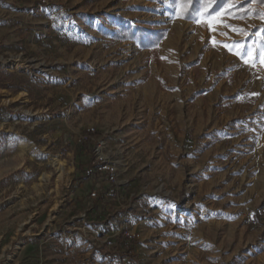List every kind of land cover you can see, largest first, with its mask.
<instances>
[{
    "label": "rangeland",
    "instance_id": "374dc122",
    "mask_svg": "<svg viewBox=\"0 0 264 264\" xmlns=\"http://www.w3.org/2000/svg\"><path fill=\"white\" fill-rule=\"evenodd\" d=\"M242 1L210 29L171 0H0V264H264V3Z\"/></svg>",
    "mask_w": 264,
    "mask_h": 264
},
{
    "label": "trees",
    "instance_id": "16d2710c",
    "mask_svg": "<svg viewBox=\"0 0 264 264\" xmlns=\"http://www.w3.org/2000/svg\"><path fill=\"white\" fill-rule=\"evenodd\" d=\"M234 0H211V5L208 9V12H215L227 5L228 3L232 2ZM252 1H258L259 4H263L264 0H243L242 2L236 4L234 8L227 9L228 12H232L234 16L237 17H247L250 13V7L249 3ZM171 2L174 5H177L178 3H181V0H171ZM205 2V0H192V3L190 5V8L183 12V14L178 15V10L176 11L175 15L176 17L183 18L186 20H192L196 17L195 13L201 9V5ZM114 36L117 38H133L136 39L144 48H150L155 47L158 45V43L162 40V38L165 36L164 30H153L151 32L146 31L144 28H137L136 31H133L130 27L122 26L119 31H116L114 33ZM0 73H4L3 70L0 69ZM85 134L89 137L91 135H96L98 132L93 130H85ZM120 244L124 245L125 252L120 254L119 256L121 258L125 256H130L132 251V246L134 244V241L132 239H129L127 236L122 235L120 237ZM116 255H118L116 253Z\"/></svg>",
    "mask_w": 264,
    "mask_h": 264
},
{
    "label": "snow or ice",
    "instance_id": "6c2138e0",
    "mask_svg": "<svg viewBox=\"0 0 264 264\" xmlns=\"http://www.w3.org/2000/svg\"><path fill=\"white\" fill-rule=\"evenodd\" d=\"M192 3V0H181V3H178L176 5L178 9V15L183 14V12L187 11L190 8V5ZM211 5V0H205V2L201 5V9L198 10L195 15L197 18V22H200V17L205 16L206 21L210 29L212 28V25L218 24V23H224V20L221 18V13L217 12L215 15H213L211 12H208V9ZM261 18L264 19V13H261ZM234 32H243L244 29L237 28L233 25H226ZM214 30V29H212ZM262 32H264V29H261ZM223 46L227 48L230 52L234 51L235 55H237L240 59L244 60L245 63H249V58L252 57V49L248 47L245 44H242L240 42H233L231 45L228 43H224ZM261 54L264 55V48L261 49Z\"/></svg>",
    "mask_w": 264,
    "mask_h": 264
},
{
    "label": "bare ground",
    "instance_id": "6f19581e",
    "mask_svg": "<svg viewBox=\"0 0 264 264\" xmlns=\"http://www.w3.org/2000/svg\"><path fill=\"white\" fill-rule=\"evenodd\" d=\"M55 162H56V165L58 167V171L61 172V174L59 176H63V174H64V163L58 159H55Z\"/></svg>",
    "mask_w": 264,
    "mask_h": 264
},
{
    "label": "built area",
    "instance_id": "2783aa9c",
    "mask_svg": "<svg viewBox=\"0 0 264 264\" xmlns=\"http://www.w3.org/2000/svg\"><path fill=\"white\" fill-rule=\"evenodd\" d=\"M97 148H98L97 151H100L102 149L101 145H98Z\"/></svg>",
    "mask_w": 264,
    "mask_h": 264
}]
</instances>
